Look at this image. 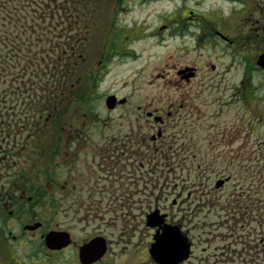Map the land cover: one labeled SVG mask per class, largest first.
I'll return each mask as SVG.
<instances>
[{"label":"flooded vegetation","instance_id":"obj_1","mask_svg":"<svg viewBox=\"0 0 264 264\" xmlns=\"http://www.w3.org/2000/svg\"><path fill=\"white\" fill-rule=\"evenodd\" d=\"M186 1L173 0L163 24L187 55L196 52L173 66L180 101L169 97V107L152 99L136 113L135 97L118 96L111 111L124 108L119 127H98L99 75L78 60L89 61L87 53L96 48L86 28L96 18L93 0L66 2L75 21L51 45L55 55L31 59L22 75L12 74L0 100V264H160L152 253L160 230L148 225L155 212L191 241L184 224L191 198L211 187L182 174L190 175L192 166H237L227 152L253 132L254 78L264 73V0H200L198 8ZM80 21L87 24L84 32ZM86 29L88 43L80 38ZM109 95L117 94L101 97ZM178 170L181 176H174ZM160 196L172 206L188 204L182 218L162 212ZM247 206L248 215L253 204ZM218 229L208 232L210 243L229 248L219 255L216 247L200 258L203 264L232 255V239L243 238L231 230L221 237ZM243 229L246 243L236 258L253 264V231Z\"/></svg>","mask_w":264,"mask_h":264},{"label":"rangeland","instance_id":"obj_2","mask_svg":"<svg viewBox=\"0 0 264 264\" xmlns=\"http://www.w3.org/2000/svg\"><path fill=\"white\" fill-rule=\"evenodd\" d=\"M93 1L96 5L93 4L89 9L97 11L94 24L87 25L85 21H80L79 25L82 32L87 25L86 28L90 30L88 37L91 39L92 32L96 35V48L93 54L87 53L89 61H84L86 57H79L78 60L79 66L87 64L90 74L99 75L97 80L101 82L100 94L95 101L98 127H119L118 123L122 120L120 116L125 111L124 108L109 110L105 97H101L106 92L138 99L133 100L136 113L138 104L142 103L144 106L152 99H155V105L157 99H162V105L169 107V97L179 98L173 66L196 53L187 55L179 45V40L171 39L166 29L161 30L169 12H172L173 0ZM66 2L68 0H0V100L7 96L5 92L12 74H23L21 68L35 55L36 48L41 47L47 39L55 42L62 29L64 32L65 27L70 28L68 22L71 19L72 22L75 21ZM197 2L200 0L186 1L191 8H198L200 4H196ZM58 3H63L62 19ZM77 25L76 23L75 26ZM76 28L74 27L75 32ZM72 31L68 29L66 32ZM85 34L87 29L83 35L80 34V38L88 43ZM104 47L106 51L102 53ZM214 57L215 55L213 59ZM208 61L213 60L211 58ZM206 68L211 73L210 68ZM254 85L255 95L249 112L253 132L247 137L239 138L236 151L232 154L227 152L237 162V166H192L189 169L190 175L188 170L182 174L190 176L192 181L203 179L208 182L207 188L211 187L209 190L194 191L197 200L191 198V213L187 219L185 217L184 224L193 243V256L185 264H203L200 262L203 255L213 252L216 247L220 248V255L229 248L225 242L210 243L208 232L215 227L219 228L217 235L221 237L230 230L243 237L237 241L232 239V255H224L223 258L219 256L218 264H238L237 258L245 246L243 243H246L244 237L247 233L243 229L246 225H249L254 236L252 263L264 264V73H255ZM222 160L223 157L220 161ZM163 162L160 159L159 175L165 177L167 170L163 171ZM221 164L226 162L222 161ZM174 176H181L179 170ZM228 178L223 187L216 188L217 180ZM248 194L253 195L249 202ZM248 203L253 204L250 207H253V211L247 215ZM158 204L162 212L176 214L178 219L182 218V212L188 206H172L171 200H166L165 196H160ZM146 234L147 232L143 236L146 237Z\"/></svg>","mask_w":264,"mask_h":264},{"label":"water","instance_id":"obj_3","mask_svg":"<svg viewBox=\"0 0 264 264\" xmlns=\"http://www.w3.org/2000/svg\"><path fill=\"white\" fill-rule=\"evenodd\" d=\"M259 64L264 67V55L261 56ZM110 108L115 105V97L110 96L107 100ZM223 180L217 183L221 186ZM163 218L158 217L157 212L152 213L148 217V224L151 226L162 225ZM153 254L160 264H177L186 259L190 255V243L185 235H183L178 226L166 225L163 232L157 237V243L152 249Z\"/></svg>","mask_w":264,"mask_h":264}]
</instances>
